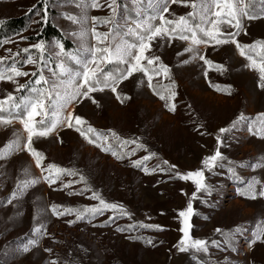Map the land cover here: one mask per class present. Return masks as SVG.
Masks as SVG:
<instances>
[{"label": "snow or ice", "instance_id": "snow-or-ice-1", "mask_svg": "<svg viewBox=\"0 0 264 264\" xmlns=\"http://www.w3.org/2000/svg\"><path fill=\"white\" fill-rule=\"evenodd\" d=\"M66 2L78 10L75 13L62 14L70 25L75 26L69 30L61 29L62 37L72 38L77 45L71 51L65 49L62 39L53 42L38 40L23 48L19 47V41H27L28 37L20 33L15 34V37L6 36L0 39V48H4L6 53L0 56V82L14 86L13 92L0 98V128L7 131L12 126L11 138L0 148V177H7V168L13 156L26 154L29 158L28 164L22 166L24 178L15 180V186L6 201L7 205L18 208L29 190L42 182L49 188L60 182L63 189L70 190L69 195L90 192L88 198L97 202L83 208L51 204V215L57 219L73 217L64 220L69 227L78 222H86L92 227H109L117 219H131L132 214L123 205L106 201L99 192L92 189L85 175L79 170L47 162L45 154L34 147L35 141L51 136H56L63 143L60 132L64 130L77 133L82 142L110 154L117 162H126L128 166L139 169L145 175L159 171L170 179L191 182L195 186L192 199H196L198 193L211 195L212 188L206 183V171L213 172L216 168L227 167L228 173L236 176L235 168L245 167L243 164L233 166L231 161L225 164V157L220 150L224 144L223 137L226 133L246 125L250 134L264 141V113L258 114L254 120L241 114L229 127H221L216 137L214 153L203 159L200 169L182 173L172 171L177 166L170 165L166 160L154 168L148 167L147 162L156 157V153L151 152L139 137L125 139L115 130L98 131L85 116L77 112V108L90 102L96 109H102L105 97H114L124 105L132 100V96L124 93V87L127 86L125 82L130 79L135 81L136 74H142L136 84L137 88L146 86L153 96L163 101L167 112L175 114L177 84L173 78V69L164 63L159 50L171 47L177 41L184 42V45L182 51L177 52L176 66L200 64L204 79L216 92L231 95L232 89L231 86H221L208 80L209 71L223 74L229 68L208 58L207 49L218 50L224 46L235 47L239 55L247 61L244 67L258 74L257 86L264 90V40L246 44L238 39L241 33L247 35L245 20H264V0H258V3L257 0H147L146 4L144 0H130V3L126 0L123 5L118 0ZM42 4L43 10L36 12L39 19L33 20L34 24L49 22V0H42ZM105 5L109 10L107 16L89 15L90 10H101ZM174 6L191 10L179 15ZM4 24L5 20L0 19V26ZM101 28L107 30L101 31ZM9 44H16V50L5 48ZM28 65H32L35 70H25ZM20 78L28 79L20 83ZM165 80L168 83H163ZM187 107L192 108L190 104ZM17 123L22 132L14 127ZM203 128L202 122L194 120V130L202 136L205 134ZM141 151L147 155L134 158ZM32 165L38 170V174L33 172ZM250 167L253 171L264 169V156ZM64 176L78 179L64 183ZM241 183L243 187L237 190V195L251 200L264 198V178L253 176ZM74 184H83L84 187L71 190ZM106 212L112 215L100 224L93 223ZM19 215L22 213L18 211L17 216ZM193 215L191 202L186 210L178 212L182 237L174 245L176 251L189 253L196 259V264H229L227 256L222 262L213 261L211 249L235 252L238 237L244 234L245 229L240 226L229 231L217 228L215 231L222 239H193L190 235ZM33 219L31 238L17 249L21 253H29L48 235L46 221L35 215ZM37 220L38 223L35 222ZM135 227L136 225L128 228L117 226L115 231L122 233L134 230ZM139 227L163 230L160 225L141 223ZM135 239L142 237L137 236ZM258 242L264 244V224L252 232L249 249ZM144 243L153 244L151 239ZM77 249L83 257L87 256V249L79 245ZM44 251L50 257L53 254L52 248H45ZM68 256L70 259H65L63 264H83V259L73 257L71 252ZM46 264H61V261L59 258H50Z\"/></svg>", "mask_w": 264, "mask_h": 264}, {"label": "rangeland", "instance_id": "rangeland-1", "mask_svg": "<svg viewBox=\"0 0 264 264\" xmlns=\"http://www.w3.org/2000/svg\"><path fill=\"white\" fill-rule=\"evenodd\" d=\"M125 2L126 0L121 5ZM128 2L130 3V0ZM37 3L42 4V0H0V19L25 14ZM144 3L146 4L147 0ZM174 7L179 15L191 10L181 6ZM50 9L56 11L51 20L60 30L75 28L62 15L64 12H77L74 6L66 0H49L48 13ZM108 14L106 5L101 10H90L89 13L90 16L100 17ZM38 19L36 13L31 15V24L28 31L22 33L23 36L32 31L33 34L40 31L38 29H41L42 24H38L36 29L37 24L32 23ZM245 28L247 35L241 33L238 37L242 43L250 44L264 39V20H245ZM67 39L72 45L70 49H74L76 43L70 37ZM30 43L33 42L20 40L19 47H27ZM183 45L184 42L177 41L173 46L159 50L164 63L173 69V78L177 84L175 114L167 112L163 103L153 96L146 86L137 88L136 84L142 74H136L135 81L130 79L125 82L127 86L124 87V93L132 96L131 101L121 105L114 97H105L102 109H96L90 102H85L77 108V112L85 116L94 128L105 131L111 129L126 136L145 132L148 136V147L156 153L160 163L166 160L170 165L177 166L172 171L186 173L200 169L203 159L214 153L216 137L221 127H229L241 114L250 119L264 113V90L257 86L258 74L244 67L247 61L239 55L235 47L224 46L218 50L207 49L208 58L229 68V71L223 74L209 71L208 80L221 86H231L232 89L231 95L216 92L204 79L200 64L176 66L177 52L182 51ZM5 48L15 51L17 45L9 44ZM5 54V49L0 48V56ZM183 58L185 57H181ZM25 70L31 72L35 69L28 65ZM27 79L20 78V83ZM13 91V85L0 82V98ZM187 102H190L194 109L192 123H188L186 116ZM194 120L204 124L203 136L194 130ZM14 127L22 132L18 123ZM11 132L12 126L7 131L0 128V148L11 138ZM60 137L63 143L56 136H51L35 141L34 147L45 154L47 162L77 169L83 173L90 183L89 186L99 192L106 201L121 204L132 214L131 219L127 218L132 223L160 225L163 230L155 234L156 243L150 248L139 247L140 245L127 240L123 234L113 232L110 227H92L84 223L79 228H67L62 225L65 222L51 215V204L78 208L97 202L88 198L90 192L87 193L89 196L69 195L70 190L63 189L59 184L49 188L42 182L29 190L18 208L7 205L6 201L15 186V180L24 178L22 166H26L29 161L26 154L16 155L8 165L7 177H0V204L3 205L0 206V264H46L48 259H54L57 253L69 258V252L77 259L82 258L83 264H114L113 261L118 264H196V259L189 253H179L174 247L182 237L178 212L186 210L189 202L194 210L190 221L193 225L190 233L193 239H222L215 231L217 228L229 231L240 226L245 229L244 234L238 237L240 240L235 252L211 249L213 261L222 262L227 256L229 264H264V244L258 242L253 248L248 247L252 232L264 224V198L251 200L237 195V190L243 187L241 181H247L253 176L264 178V169L253 171L250 167L264 156V141L250 134L246 125L226 133L220 149L226 165L231 161L233 166L243 164L245 167H236V176L230 175L227 167L216 168L213 172L206 171V183L212 188L211 195L198 193L196 199H192L195 186L191 182L178 179V182H175L159 171L145 175L132 167H119L110 154L87 145L77 133L70 130L60 132ZM32 170L38 174L34 165ZM71 179L72 177L65 176L64 183ZM73 189L74 186L71 190ZM166 199L172 201L161 209L145 208L148 205L154 207V204L167 201ZM18 211L22 215L17 216ZM34 215L46 221L48 235L41 239L39 246L32 251L21 253L17 249L31 238ZM110 215L112 213L106 212L105 216L95 221L100 223ZM35 222L38 223L39 220ZM101 235L102 241L108 238L107 247L111 255L103 251L99 238ZM91 236L94 237L95 249L89 244L88 237ZM151 237L153 236L148 239ZM76 241L80 243L79 246L88 250L86 257L78 251ZM45 248L53 249L51 257L44 251Z\"/></svg>", "mask_w": 264, "mask_h": 264}, {"label": "trees", "instance_id": "trees-1", "mask_svg": "<svg viewBox=\"0 0 264 264\" xmlns=\"http://www.w3.org/2000/svg\"><path fill=\"white\" fill-rule=\"evenodd\" d=\"M123 1H125V0H119V3L122 4ZM144 2H145V0H144ZM257 3H258V0H257ZM28 11L29 12H27L25 14L24 13L23 14H18V15H14V16H11L9 18L3 19V20H5V24L3 26H0V39L5 38L6 36H14L15 37V34H17V33H20V34L26 33L28 31L27 29H28L29 25L31 24V15L34 16V14L37 11H41L42 12V4L41 3H37L34 7L29 9ZM55 13H56L55 10L50 9L49 10V22L47 24H42L41 23L42 24L41 25V29H40V27L38 29L39 25L37 24V28L36 29H38L40 31L37 34L36 33L33 34V31L31 33H28L26 35V37H28L27 41L28 42H36L38 40H44L45 42H53V41L62 39L63 43H64V46H65V49L66 50H71L70 49L72 47L71 42L68 39H64L62 37L60 28L58 27V25H55L53 23V21L51 20L53 15H55ZM259 40H264V39H259ZM163 83L166 84V83H168V81H163ZM161 102L163 103V101H161ZM189 104L193 107V105L190 102H187V105H189ZM185 111H186V116L188 117V123H192L191 119L194 118V116H195V114L193 113L194 109L193 108L189 109L187 107V109H185ZM255 118L256 117H250V119H252V120H254ZM96 129L98 131H105L104 129H100V128H96ZM118 134L122 138H125V139L139 137L140 140L147 147L149 146L148 136L145 134V132L133 133L130 136H126V135L120 134V133H118ZM148 149L150 150L149 147H148ZM139 155L143 156V155H147V153L141 151V152L137 153V156L134 157V158H139ZM158 164H160V160L158 159V157H154V158H152L151 160H149L147 162V166L148 167L151 166L152 168L156 167ZM117 165L119 167H123V168H128V167L130 168V166H128V164L126 162H124V163L117 162ZM135 170H139V169H135ZM75 179H78V177H72L71 180H75ZM64 180H65V176L63 177V181ZM172 180L175 181V182H178L177 179H172ZM233 180H234V178H233ZM57 184L61 185L60 182H58ZM73 186L75 187V189H73V190H78V189L84 187L83 184H74ZM176 189H177V187L174 190H176ZM84 195L85 196H89V195H87V193H85ZM166 200L167 201H159V202H157L156 204H154V207L148 205L145 208L146 209H152V210L161 209L162 207H165V205H167L168 202L171 203V201H172L170 199H166ZM72 206H77V205H72ZM78 208H83V207L82 206H78ZM104 216H105V214H104ZM72 218L73 217H66V218H60V220H62V222H64L65 219H72ZM97 218H99V217H97ZM84 223H86V222H78L77 224L73 225V228L74 229L75 228H79V226L84 224ZM93 223L100 224L101 222L99 223V222L94 220ZM62 225L67 226V228H70L66 223H62ZM131 225H136L134 230H131V231H127L126 230L125 232H122V233L115 231L117 226L128 228ZM241 226H243V225H241ZM109 227L112 228L113 232H115L117 234L118 233L119 234H123L124 236L127 237V240L131 241L134 244H138V246L140 245L139 247H150L151 248V246H153L156 243V239L154 237L155 234L161 232V231H156V230H149V229H145V228H140L138 224L132 223L127 218L117 219L115 221V223H112L111 226H109ZM109 227H102V228H109ZM137 236L142 237V239H135V237H137ZM146 236H148V237L149 236H153V237L150 238L152 240V242H154L152 245H147L146 243H144L145 240H148V237H146ZM102 237H103V235L99 236L101 241H102ZM88 238H89V242H90L89 244L95 249V245H93L94 237L91 236V237H88ZM112 238H114V237H112ZM239 240H240V238H238V240L236 242V245H237ZM76 243L78 245L80 244L78 241H76ZM100 245H101L103 251L106 254H108V255L110 254L111 255V251H109V249L107 247L108 246V238H106L104 241H102L100 243ZM55 258H59L60 261H61V264H63V261L65 259H70V258H67L66 256H62L60 253H57L54 256V259ZM112 263L118 264V263H116V261H113Z\"/></svg>", "mask_w": 264, "mask_h": 264}]
</instances>
